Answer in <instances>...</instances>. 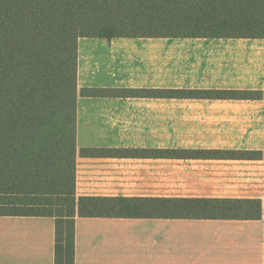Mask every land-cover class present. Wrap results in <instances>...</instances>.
I'll list each match as a JSON object with an SVG mask.
<instances>
[{"label":"crops","instance_id":"obj_1","mask_svg":"<svg viewBox=\"0 0 264 264\" xmlns=\"http://www.w3.org/2000/svg\"><path fill=\"white\" fill-rule=\"evenodd\" d=\"M77 89L76 198L260 200L264 206V160L155 156L161 150L264 152V98L81 94L264 96L263 39L80 38ZM54 227L50 217L0 216V264H54ZM74 264H264V219L76 217Z\"/></svg>","mask_w":264,"mask_h":264},{"label":"trees","instance_id":"obj_2","mask_svg":"<svg viewBox=\"0 0 264 264\" xmlns=\"http://www.w3.org/2000/svg\"><path fill=\"white\" fill-rule=\"evenodd\" d=\"M80 38L264 40V0H0L1 217L53 218L54 264H74L76 217L264 219L260 200L76 198ZM81 94L162 99L264 98L261 92L253 91L82 90ZM81 155L88 152L82 150ZM155 156L264 160V152L260 151L161 150Z\"/></svg>","mask_w":264,"mask_h":264}]
</instances>
